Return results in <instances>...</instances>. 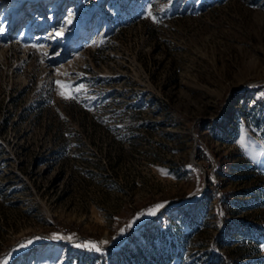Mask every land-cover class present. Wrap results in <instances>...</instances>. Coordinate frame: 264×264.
I'll use <instances>...</instances> for the list:
<instances>
[{"label":"rangeland","instance_id":"obj_1","mask_svg":"<svg viewBox=\"0 0 264 264\" xmlns=\"http://www.w3.org/2000/svg\"><path fill=\"white\" fill-rule=\"evenodd\" d=\"M0 27V264H264V0H0Z\"/></svg>","mask_w":264,"mask_h":264},{"label":"snow or ice","instance_id":"obj_2","mask_svg":"<svg viewBox=\"0 0 264 264\" xmlns=\"http://www.w3.org/2000/svg\"><path fill=\"white\" fill-rule=\"evenodd\" d=\"M152 13L149 12V16H151ZM153 19H155V17H153ZM4 31V28L3 27H0V33H3ZM57 35H60V33H57ZM58 85H60L62 88H66L68 89V91H61L60 92V95L64 98V99H75V93L72 91V86L70 84H61L60 81H57L56 82ZM83 89V85L79 86L78 88H76V92H79ZM164 205L163 204H158V205H155L152 209L148 210L146 214L148 215H155L156 212L162 208ZM145 213H141V214H138V215H144ZM138 218V217H137ZM136 219V218H134ZM132 223L133 222H130L126 228H130L132 227ZM125 231V229H121V234ZM31 243V241L29 242ZM104 243H107L106 241ZM93 248H95L97 251H99V248L95 245V244H92L91 245Z\"/></svg>","mask_w":264,"mask_h":264}]
</instances>
